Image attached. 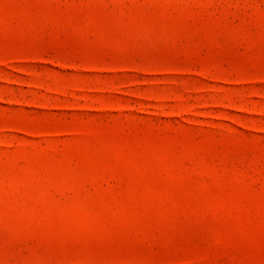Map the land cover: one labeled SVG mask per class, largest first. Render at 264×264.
I'll return each mask as SVG.
<instances>
[{"label": "rangeland", "instance_id": "374dc122", "mask_svg": "<svg viewBox=\"0 0 264 264\" xmlns=\"http://www.w3.org/2000/svg\"><path fill=\"white\" fill-rule=\"evenodd\" d=\"M0 264H264V0H0Z\"/></svg>", "mask_w": 264, "mask_h": 264}]
</instances>
